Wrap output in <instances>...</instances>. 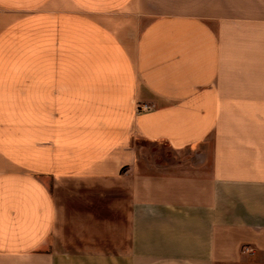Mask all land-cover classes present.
Here are the masks:
<instances>
[{
	"label": "crops",
	"instance_id": "crops-1",
	"mask_svg": "<svg viewBox=\"0 0 264 264\" xmlns=\"http://www.w3.org/2000/svg\"><path fill=\"white\" fill-rule=\"evenodd\" d=\"M0 264H264V0H0Z\"/></svg>",
	"mask_w": 264,
	"mask_h": 264
},
{
	"label": "rangeland",
	"instance_id": "rangeland-1",
	"mask_svg": "<svg viewBox=\"0 0 264 264\" xmlns=\"http://www.w3.org/2000/svg\"><path fill=\"white\" fill-rule=\"evenodd\" d=\"M146 104V103H145ZM152 105V104H149ZM141 107V106H140ZM154 105H152L153 109ZM142 112V111H140ZM140 153V163L144 166L143 168L148 169L149 167H154L150 169L161 168L166 160L176 161L188 156L187 152H177L168 148L160 147L150 143L144 139L137 138L134 141Z\"/></svg>",
	"mask_w": 264,
	"mask_h": 264
},
{
	"label": "built area",
	"instance_id": "built-area-1",
	"mask_svg": "<svg viewBox=\"0 0 264 264\" xmlns=\"http://www.w3.org/2000/svg\"><path fill=\"white\" fill-rule=\"evenodd\" d=\"M152 109V105L144 104L143 106L139 107V111H149ZM246 250L252 251L251 248H246Z\"/></svg>",
	"mask_w": 264,
	"mask_h": 264
}]
</instances>
